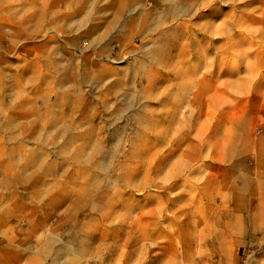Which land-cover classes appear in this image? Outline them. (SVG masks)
I'll list each match as a JSON object with an SVG mask.
<instances>
[{"label":"rangeland","instance_id":"rangeland-1","mask_svg":"<svg viewBox=\"0 0 264 264\" xmlns=\"http://www.w3.org/2000/svg\"><path fill=\"white\" fill-rule=\"evenodd\" d=\"M0 264H264V0H0Z\"/></svg>","mask_w":264,"mask_h":264}]
</instances>
